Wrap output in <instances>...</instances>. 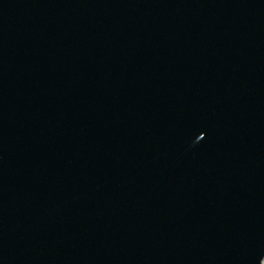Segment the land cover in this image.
Masks as SVG:
<instances>
[{
  "label": "water",
  "instance_id": "1",
  "mask_svg": "<svg viewBox=\"0 0 264 264\" xmlns=\"http://www.w3.org/2000/svg\"><path fill=\"white\" fill-rule=\"evenodd\" d=\"M264 0H0V264H264Z\"/></svg>",
  "mask_w": 264,
  "mask_h": 264
},
{
  "label": "rangeland",
  "instance_id": "2",
  "mask_svg": "<svg viewBox=\"0 0 264 264\" xmlns=\"http://www.w3.org/2000/svg\"><path fill=\"white\" fill-rule=\"evenodd\" d=\"M263 262H264V260H263Z\"/></svg>",
  "mask_w": 264,
  "mask_h": 264
}]
</instances>
